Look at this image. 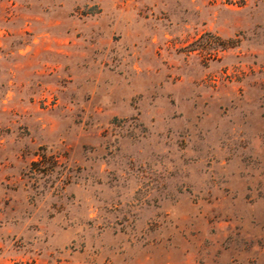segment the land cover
Listing matches in <instances>:
<instances>
[{"label":"rangeland","instance_id":"374dc122","mask_svg":"<svg viewBox=\"0 0 264 264\" xmlns=\"http://www.w3.org/2000/svg\"><path fill=\"white\" fill-rule=\"evenodd\" d=\"M0 264H264V0H0Z\"/></svg>","mask_w":264,"mask_h":264}]
</instances>
